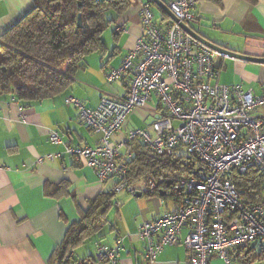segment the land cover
I'll return each instance as SVG.
<instances>
[{"label": "crops", "instance_id": "0c3cea01", "mask_svg": "<svg viewBox=\"0 0 264 264\" xmlns=\"http://www.w3.org/2000/svg\"><path fill=\"white\" fill-rule=\"evenodd\" d=\"M33 1L0 0V35L32 7ZM160 1L166 4L168 0ZM141 2L151 4L156 22L171 20L153 0H130L129 6L106 28L111 33L109 43L104 41L102 52L84 58L63 91L30 103L0 96V264H47L67 225L78 219V210L87 208L101 194L113 195V204L100 228L73 249V264H105L95 260L96 248L99 244L115 246L117 239L121 241L117 251L119 264H144L146 244L137 234L138 225L179 206L173 196L153 189L147 191L148 182L133 184L135 194L125 188L116 190L115 180L99 181L81 157L62 153L37 162L38 157L62 152L64 143L92 146L98 141L100 133L78 120V110L65 104V97L76 96L94 108L102 95L126 93L128 75L108 83L106 74L120 65L142 32ZM193 12L195 20L188 26L206 39L233 51L264 57V0H195ZM103 35L104 32L102 39ZM214 65L219 84H239L243 89L260 92L263 62L216 56ZM158 109V98L152 94L130 114L112 140H122L126 129L149 125ZM52 130L59 133L63 143L49 142ZM120 153L126 156L129 152L124 146ZM56 186L61 189L56 191ZM187 232L188 227L184 226L178 241L163 246L152 264H187L188 251L182 243ZM230 262L264 264V244L256 242L232 250ZM209 264L224 262L214 254Z\"/></svg>", "mask_w": 264, "mask_h": 264}, {"label": "built area", "instance_id": "2783aa9c", "mask_svg": "<svg viewBox=\"0 0 264 264\" xmlns=\"http://www.w3.org/2000/svg\"><path fill=\"white\" fill-rule=\"evenodd\" d=\"M194 4L195 0H168L165 5L178 21L161 23L154 20L151 4L141 2L142 32L120 65L106 74L108 83L128 75L126 93L102 95L94 108L76 96L65 97V104L78 110V120L100 133L98 141L92 146L64 143L62 152L37 159L40 163L62 153L81 157L99 181L115 180L116 190L125 188L131 194L136 193L127 177L131 153H120L130 141L140 140L157 155L193 160L194 176L172 178L174 187L185 192L182 203L138 225L137 234L146 244L144 264H152L163 246L175 244L184 226L188 227L182 240L187 264H209L214 254L231 264L232 250L253 241L264 244V197L261 202L245 200L232 181L235 174L249 170L262 174L264 180V77L258 93L216 81L214 58L221 54L179 24L188 25L195 18ZM152 94L159 102L155 119L142 128L126 129L122 140L113 141L112 135ZM48 140L63 143L55 130ZM179 149L188 155L178 156ZM147 182L148 190L156 187L155 178ZM120 244V239L112 247L99 244L95 260L119 264Z\"/></svg>", "mask_w": 264, "mask_h": 264}, {"label": "trees", "instance_id": "16d2710c", "mask_svg": "<svg viewBox=\"0 0 264 264\" xmlns=\"http://www.w3.org/2000/svg\"><path fill=\"white\" fill-rule=\"evenodd\" d=\"M130 0H34L32 7L0 35V96L30 103L56 95L72 81L84 58L102 52V33L129 6ZM78 15L81 26H77ZM171 21V20H170ZM128 180L133 185L156 180L155 192L182 203L185 192L172 178L191 177L196 164L190 158L157 155L140 140L125 145ZM233 184L245 200H263V175L255 170L235 174ZM61 186H56L59 191ZM150 191V190H147ZM113 195L101 194L79 209L47 264H73V249L106 219Z\"/></svg>", "mask_w": 264, "mask_h": 264}, {"label": "water", "instance_id": "95a60500", "mask_svg": "<svg viewBox=\"0 0 264 264\" xmlns=\"http://www.w3.org/2000/svg\"><path fill=\"white\" fill-rule=\"evenodd\" d=\"M157 5H159L161 7V9L174 21H178L170 12V10L168 9V7L161 2L160 0H153ZM180 26L182 27V29L187 32L188 34H190L191 36H193L195 39L199 40L200 42H202L203 44H205L206 46L210 47L211 49L217 51L219 54H221L224 57H229V58H236V59H241V60H245V61H251V62H263L264 63V57H257V56H251L248 55L246 53H241V52H237V51H233L230 49H227L225 47H222L218 44H216L215 42H212L208 39H206L205 37H203L201 34H199L198 32H195L192 28H190L187 24L183 23V22H179ZM77 26L80 27L81 26V16L78 15L77 18ZM199 169L195 170V173L198 171ZM139 195V194H138ZM257 241H253L251 243V245L256 244Z\"/></svg>", "mask_w": 264, "mask_h": 264}, {"label": "rangeland", "instance_id": "374dc122", "mask_svg": "<svg viewBox=\"0 0 264 264\" xmlns=\"http://www.w3.org/2000/svg\"><path fill=\"white\" fill-rule=\"evenodd\" d=\"M106 38H107V40H106ZM110 38H111V33H110V30L108 29H106L105 31H104V35H103V42L104 41H106V42H108L109 43V40H110ZM105 43V42H104ZM220 57H224V56H222V55H219ZM225 58V57H224ZM256 89H254V91H255ZM256 93H257V91H256ZM152 120V118H150L149 119V121H151ZM176 154L178 155V156H187L188 154L184 151V149H179L177 152H176ZM149 179V178H148Z\"/></svg>", "mask_w": 264, "mask_h": 264}, {"label": "bare ground", "instance_id": "6f19581e", "mask_svg": "<svg viewBox=\"0 0 264 264\" xmlns=\"http://www.w3.org/2000/svg\"><path fill=\"white\" fill-rule=\"evenodd\" d=\"M194 8V7H193ZM195 20V19H194ZM188 25H189V23H188Z\"/></svg>", "mask_w": 264, "mask_h": 264}]
</instances>
